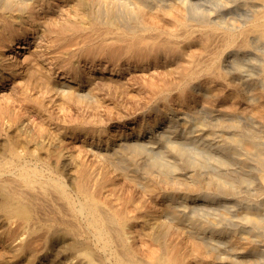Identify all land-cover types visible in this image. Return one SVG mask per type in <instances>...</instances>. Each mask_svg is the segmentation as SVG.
<instances>
[{
  "label": "bare ground",
  "instance_id": "bare-ground-1",
  "mask_svg": "<svg viewBox=\"0 0 264 264\" xmlns=\"http://www.w3.org/2000/svg\"><path fill=\"white\" fill-rule=\"evenodd\" d=\"M8 84L0 264H264V0H0Z\"/></svg>",
  "mask_w": 264,
  "mask_h": 264
},
{
  "label": "rangeland",
  "instance_id": "rangeland-1",
  "mask_svg": "<svg viewBox=\"0 0 264 264\" xmlns=\"http://www.w3.org/2000/svg\"><path fill=\"white\" fill-rule=\"evenodd\" d=\"M17 47H18V46H16V48H17ZM19 51H20V53H19L20 56L17 55V54H15V53H13V52H9L8 55H11V54H12V56H15L16 58L18 57V59H19V57H21V54H22L23 52H25V50H23V51L18 50V52H19ZM12 56H11V57H12ZM14 60L16 61V59H14ZM14 60H13V62H15ZM113 78H114V77H113ZM128 79H129V77H128ZM128 79H127V80H122L123 83L126 82L125 84H127V82L129 81ZM129 85H133V83H132V84H129ZM6 87H7V88H6ZM9 87H10V85L8 84L7 86H5V87H3V88H0V89H2V91H0V98H1L0 101H2V100L4 99V98L2 99V97L5 96V95H4L5 93H8V92L13 93V91H11V90L8 91ZM131 88H132V89L135 88V90H136L137 86H136V87H135V86H132ZM3 91H4V92H3ZM7 91H8V92H7ZM128 100H129V99H128ZM130 100H131V98H130ZM130 100H129V102H130ZM130 105H131V104H130ZM132 107H133V106H132ZM132 111H134L133 108H132ZM116 112H118V111H116ZM116 112H115V113H112L111 117H113V116L116 117V116L118 115ZM118 113H119V112H118ZM114 114H115V115H114ZM116 114H117V115H116ZM119 114H120V113H119ZM150 115H151V114H150ZM150 115L147 116V114H146L145 116H143V118H140L139 120H140V121H144V119H145V122H146V120H147V123H148V124H149V123L152 124V122H154L155 120H154L153 118H150ZM118 116H119V115H118ZM118 116H117V117H118ZM140 117H142V116H140ZM104 118H107V115H106ZM33 119H34V118H33ZM150 120H151V122H150ZM148 121H149V122H148ZM154 123H155V122H154ZM154 123H153V124H154ZM134 126H136V125H134ZM113 127H114V129H113ZM115 127H116V125L114 124V125L112 126V130H113L114 132H115V131H119V130H117V129L115 130ZM129 127L131 128V126H129ZM129 127H128L127 129H129ZM116 134H117V133H116ZM75 143H76V142H75ZM90 160H91V159H90ZM116 180L119 181L120 179L116 178Z\"/></svg>",
  "mask_w": 264,
  "mask_h": 264
}]
</instances>
